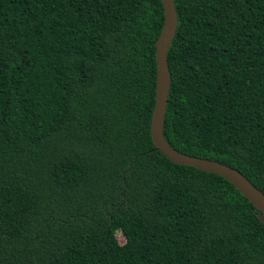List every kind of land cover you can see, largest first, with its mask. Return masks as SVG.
Listing matches in <instances>:
<instances>
[{"label":"trees","instance_id":"obj_1","mask_svg":"<svg viewBox=\"0 0 264 264\" xmlns=\"http://www.w3.org/2000/svg\"><path fill=\"white\" fill-rule=\"evenodd\" d=\"M173 1L164 138L264 193V0ZM163 23L162 0H0V264H264L260 211L152 142Z\"/></svg>","mask_w":264,"mask_h":264},{"label":"water","instance_id":"obj_2","mask_svg":"<svg viewBox=\"0 0 264 264\" xmlns=\"http://www.w3.org/2000/svg\"><path fill=\"white\" fill-rule=\"evenodd\" d=\"M162 4L164 9V23L155 41V104L150 123L152 142L158 151L174 163L190 165L199 170L214 173L225 178L260 211L258 217L264 222V193L249 179L243 176L239 170L216 160L180 152L172 147L164 138V119L171 83L166 54L174 38L178 20L174 1L162 0Z\"/></svg>","mask_w":264,"mask_h":264},{"label":"rangeland","instance_id":"obj_3","mask_svg":"<svg viewBox=\"0 0 264 264\" xmlns=\"http://www.w3.org/2000/svg\"><path fill=\"white\" fill-rule=\"evenodd\" d=\"M119 241H120V242H124V238H123L122 235H119Z\"/></svg>","mask_w":264,"mask_h":264}]
</instances>
